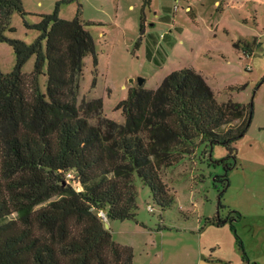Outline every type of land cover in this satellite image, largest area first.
Masks as SVG:
<instances>
[{
    "label": "trees",
    "instance_id": "1",
    "mask_svg": "<svg viewBox=\"0 0 264 264\" xmlns=\"http://www.w3.org/2000/svg\"><path fill=\"white\" fill-rule=\"evenodd\" d=\"M13 12L24 17L22 0H0V43L15 55L13 70L0 71V264H133L132 249L112 239L98 213L107 222L144 228L136 220L135 181L162 211L170 208L174 196L160 171L180 158L174 150L189 153L199 139L233 153L231 143L250 123L251 104L219 103L205 79L184 68L154 90L130 86L116 106L124 118L119 124L103 115L101 99L78 102L83 58L91 54L96 64L93 39L78 15L62 20L56 8L37 24L23 20L40 32L26 45L5 36ZM139 33L134 48L142 17ZM32 55L33 69L24 74ZM208 222L225 224L219 217Z\"/></svg>",
    "mask_w": 264,
    "mask_h": 264
},
{
    "label": "rangeland",
    "instance_id": "2",
    "mask_svg": "<svg viewBox=\"0 0 264 264\" xmlns=\"http://www.w3.org/2000/svg\"><path fill=\"white\" fill-rule=\"evenodd\" d=\"M226 1L150 0L144 6L142 0H22L24 17L13 12L8 19L5 36L31 45L40 32L23 20L37 24L56 8L62 20L78 15L96 59L83 58L78 102L101 99L103 115L119 124L124 118L116 106L127 98L130 78L142 77L143 88L154 90L184 68L199 73L219 103L251 104L250 123L231 143L233 153L199 139L189 153L174 150L180 158L160 171L174 196L170 208L162 211L136 180V220L144 228L127 220L104 222L115 242L132 249L133 264H198L201 256L264 264V0ZM140 17L146 21L134 48ZM34 61L32 55L25 62L24 74ZM14 65L12 48L0 43V71L8 74ZM39 82L45 92V76ZM216 217L225 224L208 222Z\"/></svg>",
    "mask_w": 264,
    "mask_h": 264
},
{
    "label": "crops",
    "instance_id": "3",
    "mask_svg": "<svg viewBox=\"0 0 264 264\" xmlns=\"http://www.w3.org/2000/svg\"><path fill=\"white\" fill-rule=\"evenodd\" d=\"M145 21H146L145 18H143V22ZM143 29H144V25H143ZM198 264H226V263L219 260V258H215L213 256H209L208 258H203V256H201L198 260Z\"/></svg>",
    "mask_w": 264,
    "mask_h": 264
},
{
    "label": "water",
    "instance_id": "4",
    "mask_svg": "<svg viewBox=\"0 0 264 264\" xmlns=\"http://www.w3.org/2000/svg\"><path fill=\"white\" fill-rule=\"evenodd\" d=\"M128 83H129L130 86H133L135 84L137 86H143V84H144V78H142V77L130 78L128 80ZM104 227L106 229H108V225L107 224H105Z\"/></svg>",
    "mask_w": 264,
    "mask_h": 264
},
{
    "label": "built area",
    "instance_id": "5",
    "mask_svg": "<svg viewBox=\"0 0 264 264\" xmlns=\"http://www.w3.org/2000/svg\"><path fill=\"white\" fill-rule=\"evenodd\" d=\"M175 2L178 3L179 0H175ZM176 7H177V4H176ZM66 178H67L68 180H69V179H73V174H72V173H68V174L66 175ZM148 209H149L150 211L152 210V208H151L150 206H148ZM98 216L100 217V219H101L103 222H106V221H107L104 212L100 211V212L98 213Z\"/></svg>",
    "mask_w": 264,
    "mask_h": 264
}]
</instances>
